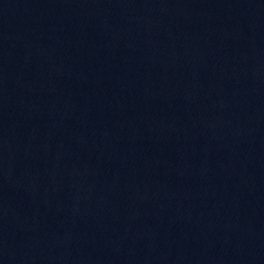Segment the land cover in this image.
Returning <instances> with one entry per match:
<instances>
[{
  "label": "water",
  "instance_id": "1",
  "mask_svg": "<svg viewBox=\"0 0 264 264\" xmlns=\"http://www.w3.org/2000/svg\"><path fill=\"white\" fill-rule=\"evenodd\" d=\"M0 264H264V0H0Z\"/></svg>",
  "mask_w": 264,
  "mask_h": 264
}]
</instances>
